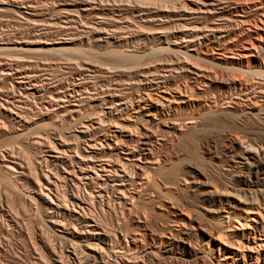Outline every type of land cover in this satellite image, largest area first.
I'll use <instances>...</instances> for the list:
<instances>
[{"label":"bare ground","instance_id":"6f19581e","mask_svg":"<svg viewBox=\"0 0 264 264\" xmlns=\"http://www.w3.org/2000/svg\"><path fill=\"white\" fill-rule=\"evenodd\" d=\"M131 1L134 5L126 6ZM131 1H125V6L117 2L116 6L115 2L106 6L99 0H0V24L5 26L0 27V51L41 54L35 59L13 52L11 57L0 56V136L16 140L8 138L5 141L9 143L0 144V217L8 221L5 225L0 218L4 235L0 238V264L17 263L7 256L3 242L9 241V227L18 222L12 221L3 201L13 207L16 197L30 215L31 247L39 253L30 258L31 264L205 263L207 252L202 242L207 240L209 245L223 231L214 230L212 222L198 215L184 214L183 204L166 206L169 221L155 213L165 223L159 220L164 225L154 228L145 207L133 201L140 200L149 183L158 178L163 184L180 186L182 177L174 166L184 158L171 154L162 159L154 149L159 139L153 140L154 133L138 127L126 131L113 120L116 113L133 108L134 101L142 98V90L164 83L179 88L182 80L206 84L212 94L209 99L221 109H213L209 99L204 101L201 105L205 109L189 117L190 124L184 125L187 133L176 139L183 151L189 141L195 143L198 159L209 162L201 165L197 159V164L191 163V175L183 176L181 189H189L194 198L208 203L204 205L208 218H220L226 206L241 203L243 224L253 230L247 233L250 237L254 234L252 242L257 233L264 235V215L257 219L250 213L264 209V126L248 127L247 122L256 119L264 124V0ZM157 20L161 24L151 31L159 35L140 38L147 28L145 23ZM252 26L263 31H252ZM7 32L30 37L4 39ZM23 42L38 45L23 47ZM102 46L132 47L136 53L123 56L124 61L114 60V71H110L97 60L96 51L103 50ZM156 52L168 56L141 66L131 64L139 56ZM121 67L124 70H117ZM125 69H134L136 82L123 78L129 73H124ZM249 75L262 78L255 84L257 94L238 90ZM18 138L25 139L24 143ZM168 139L163 135L157 148L174 142ZM13 143L19 144L20 151H34L30 154L36 157L26 152L28 160L20 161ZM137 167L144 171L139 173ZM131 189L137 195L130 194ZM30 191L37 195V205L33 197L28 198ZM128 199L132 207L126 211ZM133 208L137 220L145 217L143 224L135 226L141 242L127 221ZM34 210L43 213L54 228V243L36 232L34 224L39 216L33 218ZM108 215H115L114 220H108ZM255 245L264 248L263 241ZM255 245L247 243L250 248ZM215 246L220 251L219 243ZM212 251L209 248L208 254ZM228 255L234 259L238 253ZM228 255L219 258L218 264ZM242 257L246 263L243 252Z\"/></svg>","mask_w":264,"mask_h":264},{"label":"rangeland","instance_id":"374dc122","mask_svg":"<svg viewBox=\"0 0 264 264\" xmlns=\"http://www.w3.org/2000/svg\"><path fill=\"white\" fill-rule=\"evenodd\" d=\"M99 1H101L106 6L113 5L114 2H115V4L113 6H116L117 4L121 6V3H122V6H125L127 3H131L132 2L131 0H130L131 2H129V0H116V1L115 0H105V1L99 0ZM125 1H127V3ZM116 2H117V4H116ZM133 2L131 3V5L128 4L126 6H128V7L133 6L134 5ZM108 3H110V4H108ZM150 8H153V7H150ZM164 20H167V19H164ZM160 22H158V20H157L155 22H151V24H150V22L145 23V24H147L146 30L144 29L143 33L140 36L136 32V36L135 37H137V36H139L140 38L144 37V40H147L146 37H148V36H154V35L158 36L159 33H155L156 31H154V30L151 31V28H153L155 26H158V24ZM1 24H0V27L5 28V26L3 24L2 25ZM152 24H154V25H152ZM259 26L263 27V24L260 21H259ZM136 28L138 29V27H136ZM251 28H252L251 29L252 31L253 30H259L258 27H253L252 26ZM262 29H264V28H262ZM262 29H260L259 31L262 32L263 31ZM144 31H146V33L149 31V33L146 34V33H144ZM8 34L9 33L7 32V35L6 34L3 35L4 39L10 38V37L12 38L13 36H16V35H17L16 38L20 37L19 40H21V39L24 40L25 38L27 39V38L30 37V35L27 36L28 34H23L25 37L21 36L19 34H14V35L9 34V37H8ZM143 34H145V35H143ZM143 43H146V42L145 41L144 42L141 41L142 45H143ZM22 45H23V47H36L38 44L37 45L32 44V45L29 46L28 44H26V43L24 44V42H23ZM104 47L105 46H102L103 50L102 49L101 50L98 49L96 51V54H98L97 60L101 59V61L103 63H99V65H102L104 67V69H107V70H110V71H114V70H112V69H114L113 66H115V64H114L115 61L114 60H117V61L119 60L120 61L121 59L124 58L123 56H125V55L128 56V54H131V53H136L135 51H133L132 47H127V46H123V47H119V48H113V49L108 48V47L104 48ZM116 49L119 52H115ZM2 52L3 51H0V54ZM5 52H7V51H5ZM5 52H3L4 54L3 55L1 54L0 56H5V54L10 56L11 54H14L15 51H8L7 53H5ZM10 52H13V53L10 54ZM104 52H105V54H104ZM16 54L20 55V56H23V58H28V59H33V58L35 59V58H40L41 57V54H39L38 52H35V51L34 52H32V51H29V52L28 51H23L21 53H20V51L19 52L16 51ZM16 54H14V55H16ZM152 55L139 56L137 58L138 61L136 63H131V64L132 65H134V64L135 65H137V64L140 65V63H144V62H148L150 60H154L153 58L157 59L158 57L161 58V57H167L168 56L167 53H158V52L153 53ZM32 56H33V58H32ZM102 59H104V60H102ZM106 59H109L110 61L106 60ZM104 61H106V63L109 61V63L106 64ZM122 61H124V59ZM117 70H124V68H122V67L120 69L117 68ZM129 70L132 72V70H134V69H129ZM126 71H123V72L127 74L129 71H128V69ZM135 71H138V70H135ZM131 72H129V73H131ZM129 73H128V75L125 74L126 76H123V78H126V79L131 78L133 82H136L137 79H136V77L133 76V74H135L134 71L130 74V76H129ZM246 79L244 80V82H243V79H242L243 87L240 88L238 86V90L240 91V89H245V90L248 89L247 91H250V92L254 91L255 94H257L258 92H256L257 88L255 87V84H258V81L260 82V80L262 81V78L257 77V76L255 77V75H252V76L249 75V77H246ZM263 80H264V78H263ZM186 82H188V81L184 82L182 80L179 83L181 85V86H179V88L176 87V85H174V84L170 85L169 83H164L165 85L161 84L160 87H157V86L148 87V89L141 91L140 94L142 96V98H141L142 100L137 98L134 101L133 108H130L129 111H126L124 113H116L115 117L113 118V120L115 121L114 123H117L118 127H121V129H123V130L131 131L132 128H134V130H136L137 129L136 127H138V129H143V131L146 132V133L147 132L149 134H153L154 133L153 140L159 138L158 140H156L158 142L155 143L156 146H154V149L156 148L155 149V150H157L156 152L159 154V156L162 159L165 158L166 156L169 157L171 154H174V155H177V154L179 155L180 154L181 155V156L179 155L180 158L181 157L184 158L183 160H181L178 163H176L175 166H174L175 168L177 167L178 175L180 177H182L181 180H180V184L181 185L179 184L180 186L176 187V186H173V185L171 186V185L163 184V181L158 178L156 182L151 181L149 183L150 185H148V186H149L150 189L148 188V186L146 187L148 189H145V191H144L145 194H143L142 198L140 197V200H139V198L138 199L136 198L133 201L137 202V200H138V203H139V201L141 202V204L139 203L141 205V208L144 209L143 207H145V211L146 212L145 211L144 212L148 213L147 214V217H149L148 218V222L151 224V227L152 226H154V228L162 227V225H164V224H162V225H161V223L159 224V222H160L159 220H161V222H163L162 219L163 220L165 219V221H169L168 220L169 216L167 215V212H166V206L168 207V206H170L172 204L173 205L183 204L184 209H185L184 212H186L184 214H188V215L191 214V215H194V216L198 215L199 218L201 217L200 219H203V220L208 221V222H212L211 224H213L214 230L223 231V233L221 234L220 237H217V234H216L215 239H213L215 241H211L209 245H208V243H206L207 240L202 242L203 246L205 247L204 250H205V252H207L206 261H205L204 264H218L217 261H218L219 258L222 259L223 257H225V255L227 256L228 254L232 255L233 252H237L238 253V255L234 257V259L232 257H230V255H228L229 257L221 260L222 262L219 263V264H223L226 261H228L227 262L228 264H264V248H262V246L258 247V246L255 245V242H258V243H260L262 241L264 242V235H261L260 232L257 233L256 234L257 237L255 238V241L252 242V237H253L254 234H251V237H250V236L247 235V233L249 231L253 232V230H252V227H250L248 225L244 226V224H243L244 223V218H243L244 216L243 215H245V213L243 211V208H242L243 206H242L241 203L236 202L237 203L236 205H233L231 207L226 206V208H225L226 210L221 211L220 218H217V217L208 218L207 217L208 214H207V212L205 210V207H204V205H207L208 203L207 202H203L202 203L198 199L194 198L195 196H192L193 194H192V192L189 191V189H186V188H182L181 189V186L184 185V181L182 179L184 177H186V176L189 177L191 175L192 168H190V164L191 163H193V164L196 163L197 164L196 161L198 159V154L196 153L195 143L189 141V147L186 150H184V151H186V153H185L182 150V148L180 146V143H178L176 141V139H178V138L180 139V135L182 137V135L187 133L186 128H185L186 126H184V125H186V124L189 125L190 124L189 117H192V116L196 115L197 113H200L201 109L204 108V106H202L201 104L204 101L208 100L211 97V95H212L208 91V88H207L208 86H205L206 84H204V83H195V82H189V84H188ZM187 86H189V88ZM185 87L190 89V90H188V89L185 90L186 89ZM205 90L208 92L209 96H208V94H207V92ZM245 90H244V92H245ZM207 102L209 104L213 105V107H212L213 109H217V110L219 108L221 109V106H219V105L216 106L214 104L213 99H209ZM212 108L210 109V111L211 110L213 111ZM255 121H256V119L248 120L247 121L248 125H249L248 127H257V126L263 127L264 126V124L261 123L260 121L259 122H257V121L255 122ZM173 125H176V128H172V127H174ZM246 125H247V123H246ZM48 127H51V126L49 125ZM111 127H113V123H111ZM205 127H212V126L205 125ZM40 129L42 130L43 128H40ZM34 130L36 131V130H39V129H34ZM41 130H39V131H41ZM163 135L168 137L169 141L172 140L174 142L171 145L170 144H168V145L166 144L165 146L161 147V149L159 150L158 149L160 147V143L159 142L163 141L162 140L163 139ZM3 136L4 135L0 136L1 137L0 138V144L1 145H5L6 143H9L8 142V140H9L8 138H10V141H11V139L15 140L14 139L15 137H12V136L10 137L8 135H7V137L6 136L3 137ZM23 138H25V137H23ZM23 138H18L17 140H20L21 142H23V141H25V139L21 140ZM3 139H4V141H3ZM5 139H8V140L5 141ZM15 141H13V142H15ZM199 142H202V143L204 142L205 143V141H203V140H200ZM13 144H15V143H13ZM17 144L18 143H16L15 145L17 146ZM3 147H1V148H3ZM18 148H19V146L16 147V151H17ZM23 148L25 150V147H22V149ZM181 150L184 153H182ZM26 152H27V150H25V152L19 150V154L18 155H20V156L19 157L17 156L18 159L19 160L23 159L22 161L26 162L28 160V157H26L25 154H24ZM4 153H6V152H4ZM21 153H23L22 156H21ZM30 153L27 152L26 153L27 156ZM31 154H35V152L32 151ZM31 154L29 156H31ZM44 154H45L44 156H46L48 159L51 158V156H49L47 154V152H45ZM156 156H157V154H156ZM171 156H173V155H171ZM31 157H36V155L35 156L32 155ZM151 157H153V156L151 155ZM149 158H150V156H149ZM150 160H153V162H156L155 161L156 159L155 160L154 159H150ZM198 160H199V163L201 162L200 163L201 165L209 164L208 161L202 160L201 157ZM137 162H139V164H142V165L146 164V163H144V162H146L144 160L143 161H138L137 160ZM147 164L149 165L151 163L148 162ZM141 169H140V167L139 168L137 167V171L139 173H140ZM142 170H141V173L144 171V170L143 171ZM167 170L168 169H165V172H167ZM164 175L165 176L167 175L170 179L172 178V176L167 174V173H165ZM156 177H154V178H156ZM0 179L2 180V177H0ZM150 186H152V187H150ZM133 190L134 189H131L130 194L137 195V192L133 191ZM144 192H142V193H144ZM27 193L29 195L28 198L33 197V201L37 205L38 204L37 195L34 192L32 193V191L27 192ZM148 196L150 198H148ZM14 200H15V202H14ZM14 200H13L12 204L15 203V205H12L13 207L10 206L11 205L10 202L3 201V205H4L3 207H5V210L7 208V212L9 211L11 218L13 217L12 221L16 222L13 219H16L18 221V222H16L14 224L13 227L12 226L9 227L10 228V233H9L8 239L11 242H9L8 240H5V239L3 240L4 244H6L5 247H7V250H6L7 253L6 254H7V256L10 257V259H13V261L15 263L17 262L16 264H24V263L25 264H31L32 261H33V258H32V260L30 258L34 257V255H36V257H38L39 253H36V250L31 247L32 246V244H31L32 242L31 241H33V240H30L31 239V235L29 234L30 231H31V230H29L31 222L28 221V220H30V215L24 210L22 205H20V201H19L18 197H16ZM131 203H132V200L128 199L127 200V207H126L127 209H126V211L128 210L129 207H132ZM142 205H144V206H142ZM135 209L138 210L139 212L142 211V210L137 209V207H135ZM135 209L133 208V211L130 212V214L127 215L128 219H129L127 221L131 222L130 224H132V226L134 227L133 230H134L135 236L138 237L137 241L141 242L140 241L141 240L140 239V237H141L140 233H136L137 231L139 232V229L137 227H135V226H136L137 223L143 224L144 223L143 221H144L145 217L141 213L142 217L140 218V220H137L138 213L134 212ZM34 211L35 212L32 215V216H34L33 218L39 216V217H37V219L35 218L36 221H35L34 226H35L36 232L37 233H41V234H43L45 236H48V238L51 239L49 242H51V243L53 242L54 243V239L52 238L54 233H55L54 228L49 226V222L44 218L43 213H40L37 210H34ZM261 211H262L261 213H259L257 211H250V213L252 215H256L255 218L261 219V216L264 215V209L262 208ZM157 212L159 213V216H160V213L162 214L161 215L163 217V218L161 217L162 219H160V217L155 214ZM9 213H8V215H9ZM35 214H36V216H35ZM153 214H155V215H153ZM213 215L217 216L218 214L214 213ZM156 216H158V217H156ZM0 218H3V221H4L5 225L8 224V221L6 220V217H0ZM114 218H115V215H111V216L108 215V220L112 221V220H114ZM252 218H254V216H252ZM252 218H251V222H253ZM237 219H239V220H237ZM136 220L139 221V222H137ZM165 221L163 223H165ZM239 221H240V223H239ZM37 222H38V224H37ZM232 222L234 224H231ZM155 223H157L158 227L155 226ZM171 224H173V222H171ZM228 225H232L233 227L232 226L227 227ZM21 229H22V231H21ZM0 235H1L0 238H2L4 236L2 234L1 230H0ZM10 237H12V238H10ZM216 238H219V239H216ZM207 239H208V237H207ZM216 242L219 243V245H220V251H218V249H217L218 246H215ZM79 243L81 244L82 242H79ZM247 243L251 244L252 246L255 245V247H251L250 248V247L247 246ZM209 248L213 249V251H212V253L209 252V254H208V249ZM32 249H33V251H32ZM29 252L30 253L32 252L31 255H30ZM242 252L245 254L246 263L244 262V259L242 257ZM257 256L259 258L256 261ZM41 258H43V257H40L39 259H41ZM18 259L20 260L21 263L18 262ZM23 261H25V262H23Z\"/></svg>","mask_w":264,"mask_h":264}]
</instances>
